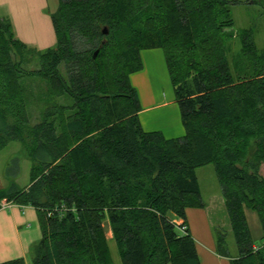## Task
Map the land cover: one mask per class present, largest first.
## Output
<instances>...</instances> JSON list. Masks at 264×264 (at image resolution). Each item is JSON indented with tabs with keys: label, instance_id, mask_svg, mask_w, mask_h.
I'll return each mask as SVG.
<instances>
[{
	"label": "trees",
	"instance_id": "1",
	"mask_svg": "<svg viewBox=\"0 0 264 264\" xmlns=\"http://www.w3.org/2000/svg\"><path fill=\"white\" fill-rule=\"evenodd\" d=\"M264 12V0H252ZM230 0H58L52 48L36 51L0 19V151L20 142L29 184L0 189L2 201L36 211L41 233L31 264H201L186 225L203 209L196 169L212 164L237 254L230 264H264V49L233 32ZM107 34H103V30ZM239 49L231 53L233 39ZM160 49L184 134L141 126L130 75L140 52ZM97 55L93 58V54ZM36 54L38 68L23 67ZM48 95L39 122L28 118L26 83ZM245 210L257 214L253 243ZM0 264H25L16 259Z\"/></svg>",
	"mask_w": 264,
	"mask_h": 264
},
{
	"label": "crops",
	"instance_id": "2",
	"mask_svg": "<svg viewBox=\"0 0 264 264\" xmlns=\"http://www.w3.org/2000/svg\"><path fill=\"white\" fill-rule=\"evenodd\" d=\"M50 13L48 0H0V19H7L15 38L36 51L52 48L56 44ZM156 50L160 49L141 51L142 70L130 75V83L137 91L141 106L139 120L146 132L159 131L165 138L181 137L183 129H175L178 122H174L177 115L174 104H171L174 100L157 103L156 100L162 97L157 88V98L152 97L153 81L157 79L161 84H170L163 53ZM185 223L195 241L201 264H230L227 258L216 253L206 205L203 209H187ZM40 237L37 214L33 208L1 204L0 263L25 260Z\"/></svg>",
	"mask_w": 264,
	"mask_h": 264
},
{
	"label": "rangeland",
	"instance_id": "3",
	"mask_svg": "<svg viewBox=\"0 0 264 264\" xmlns=\"http://www.w3.org/2000/svg\"><path fill=\"white\" fill-rule=\"evenodd\" d=\"M235 4H230V12L234 21L233 32L236 34L239 30H248L252 35L257 50L264 49V12L262 9L253 4L252 0H230ZM58 6V0H48L49 12H54ZM231 44V53H235L239 49L238 39H233ZM159 51L161 54L160 50ZM163 57V56H162ZM142 62V61H141ZM165 64V63H164ZM23 67L28 71H35L38 68V60L36 54H25ZM170 83V82H169ZM28 88L32 89L33 94L28 96L27 113L32 124L39 122L42 118L45 107L48 102V95L45 92L44 84L39 79H33L26 83ZM152 97H156V88L162 96L156 100L165 102L167 99H173V108L176 110V121L178 126L176 130H182L178 107L175 104L174 93L170 84H161L159 80H155L151 84ZM147 91V89H146ZM155 91V92H154ZM145 93L143 89V94ZM148 96V92L146 93ZM148 132V131H147ZM184 134V130H183ZM31 163L25 156L20 142H10L4 149L0 151V189H9L16 185L20 189H24L29 184V170ZM264 175V167L261 169ZM196 177L199 183L200 194L204 204L207 206L208 220L211 226L214 240L223 236L227 251L230 256H235L238 252L234 237L231 232L228 215L224 206L220 185L214 172L212 164L196 169ZM2 203H6L2 201ZM1 203V204H2ZM246 221L253 243L260 246L263 243L261 226L258 216L255 212L245 210ZM173 222H183L181 219L174 217ZM186 222V221H185ZM106 238L111 252L114 264H121L115 243L110 240L111 232L106 229ZM24 260V259H23ZM25 264H31L30 254L24 260Z\"/></svg>",
	"mask_w": 264,
	"mask_h": 264
},
{
	"label": "built area",
	"instance_id": "4",
	"mask_svg": "<svg viewBox=\"0 0 264 264\" xmlns=\"http://www.w3.org/2000/svg\"><path fill=\"white\" fill-rule=\"evenodd\" d=\"M176 224L180 226V231L184 232L187 230V226L183 222H176Z\"/></svg>",
	"mask_w": 264,
	"mask_h": 264
},
{
	"label": "water",
	"instance_id": "5",
	"mask_svg": "<svg viewBox=\"0 0 264 264\" xmlns=\"http://www.w3.org/2000/svg\"><path fill=\"white\" fill-rule=\"evenodd\" d=\"M103 34H107V30H103ZM96 55H97V51L93 54V58H95L96 57Z\"/></svg>",
	"mask_w": 264,
	"mask_h": 264
}]
</instances>
